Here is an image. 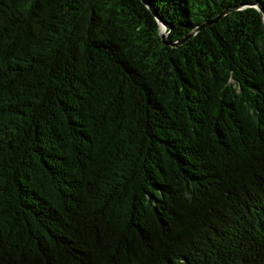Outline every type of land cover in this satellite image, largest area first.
<instances>
[{
  "label": "trees",
  "instance_id": "16d2710c",
  "mask_svg": "<svg viewBox=\"0 0 264 264\" xmlns=\"http://www.w3.org/2000/svg\"><path fill=\"white\" fill-rule=\"evenodd\" d=\"M0 264H264V0H0Z\"/></svg>",
  "mask_w": 264,
  "mask_h": 264
},
{
  "label": "water",
  "instance_id": "95a60500",
  "mask_svg": "<svg viewBox=\"0 0 264 264\" xmlns=\"http://www.w3.org/2000/svg\"><path fill=\"white\" fill-rule=\"evenodd\" d=\"M259 8L262 10V7H261V6H260ZM233 9H234V8H233ZM230 10H231V9H230ZM230 10H227V11H225L224 13H222L217 19L202 24V25L199 26V27H198V28H197V29H196L191 35L197 33L200 29H202V28L208 26L211 22H214V21L219 20L224 14H226V13L229 12ZM162 26L164 27V31H162L161 34H162V38H163V43L166 44V45H169V44H171V45H179V44L183 43V42L189 37V36H188V37L182 39V40L179 41V42H171L170 40L167 39V34L169 33L170 26H169L168 24L164 23V22L162 23Z\"/></svg>",
  "mask_w": 264,
  "mask_h": 264
},
{
  "label": "bare ground",
  "instance_id": "6f19581e",
  "mask_svg": "<svg viewBox=\"0 0 264 264\" xmlns=\"http://www.w3.org/2000/svg\"><path fill=\"white\" fill-rule=\"evenodd\" d=\"M162 30H164V28L162 27Z\"/></svg>",
  "mask_w": 264,
  "mask_h": 264
}]
</instances>
